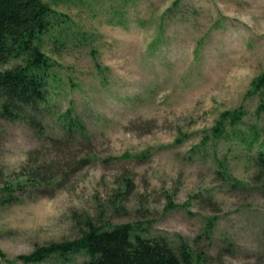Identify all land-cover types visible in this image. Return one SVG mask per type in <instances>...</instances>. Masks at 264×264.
Segmentation results:
<instances>
[{"label": "rangeland", "instance_id": "rangeland-1", "mask_svg": "<svg viewBox=\"0 0 264 264\" xmlns=\"http://www.w3.org/2000/svg\"><path fill=\"white\" fill-rule=\"evenodd\" d=\"M44 1L61 14L42 41L50 93L0 115V264L126 222L183 237L192 264H264L260 145L228 122L211 131L242 108L236 128L264 138V92L247 94L264 71V0ZM69 109L84 133L64 125Z\"/></svg>", "mask_w": 264, "mask_h": 264}, {"label": "trees", "instance_id": "trees-1", "mask_svg": "<svg viewBox=\"0 0 264 264\" xmlns=\"http://www.w3.org/2000/svg\"><path fill=\"white\" fill-rule=\"evenodd\" d=\"M59 16L61 14L44 0H0V96L5 97L0 101L1 116H16L19 109L13 111L10 104L29 107L47 99L52 62L42 49V41ZM263 92L264 71L252 79L247 94ZM262 109L263 103L257 111ZM244 114L242 108L222 111L211 131L215 136L225 134L228 122L233 136L242 138L250 147L258 142L257 161L261 170L264 169V138L260 140L256 125L248 135L236 128ZM37 118L28 117V120L37 126L40 122ZM61 120L68 129L85 132L82 119L70 109L62 113ZM26 180L19 178L10 187L26 183ZM180 238L178 246H174L163 236H145L133 222L118 223L110 228L91 223L76 238L39 245L18 258L31 264L47 260H57L58 264H192L197 259L196 254L189 243ZM74 255L84 258L78 261Z\"/></svg>", "mask_w": 264, "mask_h": 264}]
</instances>
